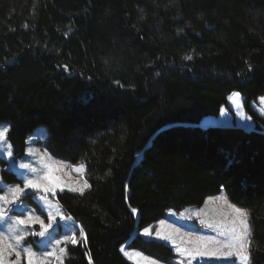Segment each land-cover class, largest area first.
Masks as SVG:
<instances>
[{
	"label": "trees",
	"instance_id": "1",
	"mask_svg": "<svg viewBox=\"0 0 264 264\" xmlns=\"http://www.w3.org/2000/svg\"><path fill=\"white\" fill-rule=\"evenodd\" d=\"M233 91L252 126L202 125ZM263 93L264 0H0L15 156L42 125L46 149L91 185L58 193L86 236L64 264H134L122 245L169 260L139 230L220 190L250 213L251 264H264V118L251 106Z\"/></svg>",
	"mask_w": 264,
	"mask_h": 264
},
{
	"label": "snow or ice",
	"instance_id": "2",
	"mask_svg": "<svg viewBox=\"0 0 264 264\" xmlns=\"http://www.w3.org/2000/svg\"><path fill=\"white\" fill-rule=\"evenodd\" d=\"M184 59L191 60L192 56H185ZM253 66L249 63L248 71L251 72ZM159 75V74H157ZM239 98L240 93L234 94ZM261 104L264 105V97L260 98ZM261 115H264V108L260 110ZM10 131L9 126L0 127V142L6 145L3 152H0V162L3 161V156L6 155L9 160V175L16 172V178L22 180L23 186L17 183L14 185H5L0 179V226H6L0 230V264H21L23 256L26 264H51L54 260L56 264H63V257L67 253L66 247H58L61 244L67 245L71 243L76 245L78 242L86 243V236L83 228H79V238L75 235V224L72 229V235H63L61 239L55 240L50 251L41 250L36 252L32 244L40 246L41 241L35 239L29 243V238L48 237V243H52L53 232L56 227V219L62 221L71 220L70 216L65 215L61 211L59 201H53L49 197H56L57 192H63L66 188L72 192H78L83 195L86 190L91 188L87 179H83L82 184L72 185L63 181V179L55 173L60 171L63 165H56L48 162L46 154L36 153L31 147H27L25 152L30 155L39 157L37 166L31 162H21L18 168L24 171L17 170L15 149L11 143H8L6 136ZM30 143L26 141V144ZM24 161L26 157H21ZM85 165L80 164L73 166V170L83 173ZM3 170L0 169V173ZM216 199H225L223 194ZM26 200H31L37 205L40 212L37 214L36 209L29 208ZM232 218L228 221V226L225 230H219L217 225V235H193L192 233L180 235L179 229L172 228L171 225H165V221H159L161 227L155 231V237L161 240H166L172 243L174 251L181 257L179 264H192V261L197 258H215L228 259L235 257L240 264H251L250 245L252 225L250 223V213L243 208L234 205H228ZM45 208L47 215L45 216ZM53 209L55 211L53 212ZM19 211L20 215H11L12 212ZM136 209L132 208V213H136ZM205 227H213L212 224L206 221H201ZM33 225H39V231L30 230ZM145 237H152L153 233L149 227L143 229ZM179 236V242L177 241ZM152 242L151 240L145 241ZM25 245H28L25 247ZM121 252L134 264H160V260L144 255L141 251L126 250L125 246H121ZM15 260L9 259L13 255ZM89 264H92L91 256H89ZM168 264H176L174 261H169ZM235 264V261H233Z\"/></svg>",
	"mask_w": 264,
	"mask_h": 264
},
{
	"label": "rangeland",
	"instance_id": "3",
	"mask_svg": "<svg viewBox=\"0 0 264 264\" xmlns=\"http://www.w3.org/2000/svg\"><path fill=\"white\" fill-rule=\"evenodd\" d=\"M235 93L237 91H233L229 94L227 103L226 105H223L220 109V112L218 115H207L204 116L201 120L202 125H239V126H244V127H250L253 124V120L251 116L246 113L243 109L242 106V101L243 97L240 95L239 98L235 97ZM264 97V93L256 98V100L252 101L251 106L253 109H255L258 114L264 118V115H261L260 110L264 108V105L261 104L260 98ZM3 126H9L7 122H0V127ZM48 133L47 130L44 126L40 125L35 127L30 133L27 134L26 139H25V147L22 155L20 156H15L16 157V164H17V170L18 171H24L18 168L19 163L21 162H31L34 166H37V162L39 157L37 155H30L25 152V149L27 147H31L32 149L35 150L36 153L39 154H46V158L48 159V162L56 164V165H63L60 171L56 172L55 174L60 176L64 182L72 185H78L82 184L83 179L85 178L84 171L83 173L78 172L73 170V166H78L80 164H70L62 159L54 157L48 149H46L44 145V140L47 138ZM6 139L8 140V137L6 136ZM26 141H29L30 143L26 144ZM6 148V145L3 144V142H0V152H3ZM21 157H26L24 161H21ZM9 158L4 155L3 156V161L0 162V169L3 170L2 173H0V179L4 181L5 185H14V184H21L23 186L22 180L16 179L11 182H8L3 179V173H9V165L7 161ZM16 176V172H12ZM64 191H69L67 188ZM72 192V191H71ZM58 193L57 192L56 197H49V199H53V201H57L58 198ZM78 193V192H77ZM3 194V193H0ZM221 194H223V197L225 199H216V197H220ZM59 201V200H58ZM25 203H27L29 208L36 209L37 214H39L40 210L37 207L35 203H33L31 200H26ZM234 205L236 207L242 208L238 205L233 204L230 202L225 193L220 190L216 194L210 195L205 197V199L202 201V203L198 205H185L179 209H174V208H168L165 210V213L159 217L156 221L151 222L144 227H142L139 230V235L142 236L145 239H155L158 241H162L168 246L171 247L172 249V256L169 258V260H162L159 258H156L154 256L148 255L144 253L143 251L133 248V247H126V250L128 251H133V250H138L141 251L144 255L153 257L155 259L160 260V264H168L169 261H174L176 264H179V261L181 257L179 254H177L174 251V246L172 245L171 242L166 241V240H161L159 238L155 237V231L157 228L161 227L159 224V221L164 220L165 225H171L172 228L174 229H179V234L180 235H186L189 233H192L193 235H207V236H216L217 235V225H219V230H225L226 227L228 226V221L231 220L232 218V213L228 207V205ZM59 205L61 206V211L67 216L71 217V220H66L62 221L60 220L59 217L56 219V227L54 230L50 229V232H53L52 235V243H48V237H34V238H29V243H31L32 239H35L37 241H41L40 246H37L35 244H32L33 249L40 253L41 250L43 251H50L52 249V245L55 243V240L61 239V237L65 234L67 235H72V229L75 224V235L79 238V225L78 223L73 219V217L65 212L63 209L62 205L59 202ZM244 209V208H243ZM55 209H53V212ZM11 215H20L19 211L12 212ZM44 215H47V208H45V213ZM201 221H206L209 224H212L213 227H205ZM145 227H149L151 232L153 233L152 237H145L143 235V229ZM3 228H6V226H0V230ZM30 230H35L39 231V225H33ZM177 241L179 242V236H177ZM71 244V243H68ZM67 244V245H68ZM67 245L61 244L58 247H66ZM28 245H25V247ZM64 258L63 257V264H64ZM11 260H15L16 256L13 253L11 257H9ZM132 261V260H131ZM233 261H235V264H240L238 260H236L235 257L228 258V259H215V258H197L192 261V264H233ZM133 262V261H132ZM134 263V262H133ZM21 264H26L24 261V258L22 256L21 258ZM51 264H56V262L53 260ZM185 264L187 262L185 261Z\"/></svg>",
	"mask_w": 264,
	"mask_h": 264
}]
</instances>
